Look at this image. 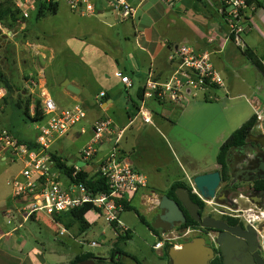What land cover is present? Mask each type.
Returning a JSON list of instances; mask_svg holds the SVG:
<instances>
[{"label": "crops", "instance_id": "obj_1", "mask_svg": "<svg viewBox=\"0 0 264 264\" xmlns=\"http://www.w3.org/2000/svg\"><path fill=\"white\" fill-rule=\"evenodd\" d=\"M125 1L130 3L136 11L135 15L129 19H121L108 0H89L94 12L86 21L81 19L85 15L81 11L69 10L74 14V17H71L73 28L69 35L74 41H89L87 44L89 50L86 56L76 61L78 71H81L83 77L65 80L78 88L79 93L71 96L60 89V95L64 97L67 105H61L59 102L56 104L62 109L69 108L73 104L81 105L87 117L79 128L75 127L69 135L57 139L51 145L50 151L65 161L67 165H72L74 162L80 163L78 154L90 141L95 122L99 119L111 118L115 123V131L103 140L95 159H104L114 147H117L135 169L146 175L147 187L132 195L129 198V204L133 207L136 204L139 205L143 212L137 210L140 214L142 213L148 225V220L144 215L163 214L160 208L161 198L168 194L175 183L191 180L196 175L212 172L218 168L217 159L216 166L211 170H192V172L185 173L181 168V174L170 182H166L165 185L159 184L161 169L158 167L153 169L147 161L152 156L153 144L161 138L167 140L165 130L170 135L176 133L177 130L179 133L199 131L197 126L205 117H198L194 112L199 111L204 105L218 106L221 113L227 116L223 121L227 127L242 117L244 122L241 126L256 114L264 117V76L243 52L244 47L253 50L264 63V0L250 1L246 10L245 32L242 34L243 46L237 45L228 38L219 0H181L174 6L162 0ZM60 6L59 3L58 11L54 16L59 14ZM33 14L34 11L30 15ZM29 17L26 21L18 22L8 30L11 34L16 32V36L18 32L23 33L25 46L27 44L28 48H31L29 57H27L30 62L25 69L26 74L37 82H35L37 86L31 88L32 93L37 94L39 83L46 85L44 68L40 65L39 58H53L56 49L53 48L54 45L45 41V38L52 34L51 32L44 30L43 34L34 36L28 23ZM59 29L61 30L59 34H67L63 28L59 27ZM177 39L200 53H209L216 71L223 80V85L209 86L204 89L187 88L185 99L180 105L148 101L145 108L151 116V122L147 123L140 114L145 81L150 73L158 81H167L173 76L179 64L175 57L178 49L175 45L176 41H179ZM133 44L135 48L132 50L131 45ZM59 49L63 51L62 48ZM173 57L175 58L172 59ZM119 74L131 79V88H127L122 83ZM98 75L104 80V87L95 94L91 101H82L77 95H81L84 91L85 80L91 77L96 79ZM65 81L61 84L62 87L65 86ZM0 88H4L7 94L5 87ZM101 92L106 93L103 99L98 98ZM125 93L128 98L125 97ZM201 93H204L202 95L204 98L196 100ZM133 95H136L137 101L133 100ZM37 96L41 100L51 98L47 89L45 92L38 93ZM212 101L216 103L213 104ZM153 102L162 108L159 113L150 108L153 107L151 105ZM33 108L32 106V110ZM222 129L215 135L219 140V151L223 142L237 130L231 128L226 133V130L224 132ZM37 133V124L31 123V127L25 132L30 137L25 140L36 141ZM68 137L72 142L78 139L83 141V145L75 151L72 163L67 161V146L62 142ZM215 145L216 143L212 144L213 147ZM148 201L151 203V208L146 205ZM19 205L20 203L13 198V194L7 198L0 187V264H61L62 261H58L56 255L50 259L47 257L46 245L37 237L40 234H34L29 225L30 222H39V215L25 221L18 211ZM127 211L121 214V221L123 228L131 231L124 218V213ZM70 213L62 215L63 218L58 217L70 228V231L73 230L71 238L79 245L78 254L69 264L78 255L84 253H91L95 257L108 260L118 241V233L113 225L108 224L114 235L109 240L105 239L104 245H107V248L104 252L97 255L85 252L81 246L86 234L95 228L99 229L101 234L106 231L101 230V221L104 217L94 210L88 212L85 219L89 227L82 230L77 221H72ZM92 246L96 247L99 244ZM154 250L158 251V257L162 256V249L154 248ZM127 258L125 256L124 261Z\"/></svg>", "mask_w": 264, "mask_h": 264}, {"label": "rangeland", "instance_id": "obj_2", "mask_svg": "<svg viewBox=\"0 0 264 264\" xmlns=\"http://www.w3.org/2000/svg\"><path fill=\"white\" fill-rule=\"evenodd\" d=\"M0 1V3H2L5 0ZM59 3L61 6L57 16L49 15L46 19L37 21L36 16L33 14L32 16L30 15L28 23L35 37H37V34H43L44 30L51 32L52 34L48 36L49 39L46 37L45 41L54 45L53 48L56 49L53 58H39L40 65L44 68L46 85L39 83L36 93H41V91L45 92V89H47L55 103L59 102L61 105H67V102H64V97L60 95V89L71 96H74L75 93L69 91L66 86L62 87L61 84L67 78L83 77L81 76V71H78V62L76 61L87 55L89 50L87 44L89 41H74L69 35L73 28L71 17H74V14L69 11L71 9L65 1L61 0ZM2 9L3 7L0 10ZM76 15L78 16L79 14ZM88 17L89 15L85 14L81 19L86 21L89 20ZM9 20V17L6 15L4 19L0 21V71L4 78L8 80L11 87L9 89L6 87L7 85L5 86V84L0 81V87L8 88L6 97L0 101V128L5 129L15 138L28 139L30 135L25 134V132L31 127V122L23 116L22 110L18 108V102L19 100H26L31 95L35 98L38 97L37 94L31 91V88H33L30 85L31 76L26 74L25 69V66L30 62V60H27V57H29L31 48L29 49V45L27 44L25 46L23 33L18 32V36L15 35L16 32L11 34V31L8 30L10 24ZM59 27L63 28L67 34H59L58 32L61 31ZM177 40L179 41H176V48L184 45L183 41L180 39ZM59 48H62L63 51ZM133 48H135L134 44L131 45L132 50ZM103 87L104 80L100 79V75H98L96 79L91 77L85 80V89L82 94L77 95V97L82 101L89 102ZM202 95H204V93H201L200 97L196 100L204 98ZM122 96H124L123 93ZM125 97L128 98L126 93ZM133 100L137 101L136 95H133ZM75 103H77V101H75ZM212 103L215 104L216 101H212ZM75 105L76 104H73L71 107ZM151 105L153 107L150 108H153L157 113L162 110V108L154 102ZM194 114L198 115V117H205L197 126L199 131L194 130L192 132L186 131L179 133V130H177L176 133L170 135L166 133L167 131L165 130L164 132L167 136V140L161 138L153 144L151 148L152 156L148 158L147 164L153 167V169L156 167L161 169L162 174L159 176L161 179L159 184L165 185L166 182H170L182 173L181 168L185 173L192 172V170L214 169L216 166L217 154L219 153V140L215 135L219 133L222 128L224 132L226 130V133L229 132L231 128L238 129L244 122L242 117L232 123V127H227L223 122L224 117L226 119L227 116L223 115L220 108L216 105H204L199 111H195ZM256 116V123L260 125L264 117L260 118L258 114H256ZM84 121L85 119L81 123ZM80 124H78L76 128H79ZM164 140L167 143L164 142ZM62 142L67 146V161L72 163L75 158V151L83 145V141L81 142V139H78L72 142L71 138L68 137ZM215 143L216 145L213 147L212 144L214 145ZM21 166V162L4 163L0 161V187L7 198H10L12 195L8 181H10L21 169ZM192 180L193 178L182 182L191 187L192 192L203 201L198 192L193 188ZM241 200L245 201V199ZM214 203L215 201L211 200L209 205L215 206ZM150 204V201L146 203L148 208H151ZM131 207L143 212L137 204ZM38 215V217H40L39 222H30L29 225L34 231V234H40V236H37L39 237V241L45 243L47 250L45 254L49 259L53 255H56L58 257L57 260L62 261L61 264H69L78 254L79 249V245L75 241L74 243L71 238L73 230L70 231V228L63 224L60 220L63 218L62 216L61 218H56V221H54L45 214L41 213ZM151 215H144L148 220V225H146L140 220L134 210L131 209L124 213V218L131 229V238L120 240L118 245H115L113 253L108 260L116 253V249L120 248L139 261L138 263L127 258L125 259L127 264H170L168 250L172 246H180L182 239H172L176 234L174 231L173 233H169V231L163 232L158 238H155L151 234V231L158 232L159 228L156 224V216ZM252 223L264 227V217H261V219L256 218L255 222ZM101 224V230H106L104 234H101V231L95 228L84 237V242L81 247L85 252H92L97 255L106 250L107 245H104L105 239L109 240L113 237L114 233L105 219L101 221ZM62 229L66 230L65 235H60ZM191 235L192 234L189 236ZM262 235V240H264V228L262 229ZM158 240H164V248L162 249L163 252L161 257H158V251L154 250V245ZM92 242H97L99 246L93 247ZM42 251L44 252V250Z\"/></svg>", "mask_w": 264, "mask_h": 264}, {"label": "built area", "instance_id": "obj_3", "mask_svg": "<svg viewBox=\"0 0 264 264\" xmlns=\"http://www.w3.org/2000/svg\"><path fill=\"white\" fill-rule=\"evenodd\" d=\"M22 16L28 18L36 10L37 0H10ZM60 2L61 0H48ZM72 11H81L91 15L94 8L89 0H63ZM117 11L121 19H129L135 15L134 7L125 0H108ZM174 6L181 0H162ZM221 14L225 20L228 38L237 45L243 46L242 34L245 32L246 10L251 0H219ZM179 64L173 76L167 81H158L150 73L145 81L142 91V104L140 114L145 122H151L147 112L146 102L154 100L160 103L170 102L180 105L185 99L187 88L204 89L212 85H223V80L216 71L210 54L200 53L189 45H181L176 51ZM173 57L172 59H174ZM122 83L127 88L132 87L128 76L119 74ZM36 87L34 80L30 81ZM106 96L105 92L99 94V99ZM6 97V90L0 88V101ZM45 119L37 124V137L35 143L38 149L31 150L22 145L5 129L0 128V161L4 163L21 162V169L8 182L13 198L20 205L18 211L25 221L37 214H45L55 219L85 205L93 207L99 212L106 222L117 225L123 231L121 214L126 210L129 198L147 187L145 174L135 169L126 156L114 147L110 153L101 160H96L103 140L114 133L115 123L111 118L99 119L92 129V137L88 144L79 152L78 159L85 163L83 167L77 162L68 167H73L71 173L60 168V164L50 151L51 145L64 136L69 135L73 129L87 117L85 109L75 105L66 109L59 106L51 99L42 100ZM261 118V117H260ZM61 162H64L61 160ZM84 170L90 177L97 176L108 185V191H95L79 180V174ZM66 230L60 231L64 235ZM97 245V243H92ZM164 240H158L155 249H161Z\"/></svg>", "mask_w": 264, "mask_h": 264}, {"label": "flooded vegetation", "instance_id": "obj_4", "mask_svg": "<svg viewBox=\"0 0 264 264\" xmlns=\"http://www.w3.org/2000/svg\"><path fill=\"white\" fill-rule=\"evenodd\" d=\"M239 141V144L231 146L226 153L227 173L223 165L218 164L216 169L221 174V182L214 199L215 206L209 205L210 201L204 199L202 205L197 204L202 218L212 217L223 221L230 228L239 227L243 234H248L250 240L246 241L227 229L202 227L198 223L193 228H185L190 215L178 201L176 192L175 197H169L179 203L186 221L185 223L175 221L170 224L159 219V214L156 215L159 231H151L155 238L167 231L169 233L174 231L176 234L172 239H182L181 245L199 238L203 241V248L211 253L207 260L208 264H225V256L217 240L221 235L227 234L245 244L240 247V256H237V261L249 260L255 264H259V261L264 263V240H262L264 227L252 223L256 218L264 217V119L260 125L256 124L247 131ZM190 234L192 235L189 236ZM127 257L139 263L135 257L130 255ZM96 261L103 264H115L118 258H111L108 262L107 260Z\"/></svg>", "mask_w": 264, "mask_h": 264}, {"label": "trees", "instance_id": "obj_5", "mask_svg": "<svg viewBox=\"0 0 264 264\" xmlns=\"http://www.w3.org/2000/svg\"><path fill=\"white\" fill-rule=\"evenodd\" d=\"M1 2V1H0ZM3 7L2 10H0V21L4 19V16L9 17V29H11L13 26H15L18 22H24L26 21V17L22 16L20 11L14 7V5L11 3L10 0H5L2 3H0V9ZM59 3L58 2H53V1H48V0H37V6L36 10L34 11V15L36 16L37 20H40L42 18H45L49 15H55L58 11ZM244 54L248 57V59L255 65V67L261 72V74L264 76V63L262 60L256 55V53L247 48H243ZM0 81L5 84L6 87L9 89L11 88L9 85V82L7 79L4 78L0 71ZM215 86V85H212ZM211 86V87H212ZM7 88V89H8ZM5 98V97H4ZM24 104V106H23ZM34 105V108L32 110V106ZM18 108L22 110L23 116L27 119L30 120L31 123H39L45 119V115L43 112L42 108V100L40 97H33L32 95L28 97L26 100H19L18 102ZM256 118L257 116L254 115L252 116L246 123H244L239 129L234 131L232 135L223 143V145L220 148L218 157H217V162L220 165H223V167L226 170V153L228 149L236 144H239V140L243 137V135L251 130L257 123H256ZM18 142L22 145L27 146L31 150H36L38 149V145L35 143V141H30V140H23V139H18ZM54 158L57 160V162L60 164V168H62L65 172L68 174L73 172L74 168L73 167H68L67 163L61 162V158L57 157V155L53 154ZM227 173V170H226ZM79 180L83 181L87 187L97 191H108V185H106V182L103 179L97 178V176H92L90 177L89 173L82 170L81 173L79 174ZM179 187H184L186 188L190 193H191V198L193 201L196 203L202 205L203 202L202 200L192 192V188L189 187L186 183L183 182H177L175 183L171 189L168 192V196L175 197V192ZM126 210H134L135 213L138 215L140 220L146 224V220L144 217L139 213V211L135 208H132L129 204V202H126ZM94 210L93 207L85 205L80 208H76L71 211L70 216H72V221H77L81 227L82 230H86L89 227V223L85 219V215ZM197 223L190 217L188 216V221L185 224V227H194L196 226ZM69 226V225H68ZM114 229L118 233V241L115 244L116 246L118 245L120 240L123 239H129L131 238V231H123L121 228H119L117 225H113ZM118 254V255H116ZM129 256L127 253L122 251L120 248L116 249V253L113 255L112 259L118 258V261L115 262V264H127L124 261V257ZM88 259H96L101 262L105 261V259L95 257L91 253H84L78 255L70 264H79L82 261L88 260Z\"/></svg>", "mask_w": 264, "mask_h": 264}, {"label": "water", "instance_id": "obj_6", "mask_svg": "<svg viewBox=\"0 0 264 264\" xmlns=\"http://www.w3.org/2000/svg\"><path fill=\"white\" fill-rule=\"evenodd\" d=\"M64 85L73 93H79V89L65 81ZM85 163H78L79 166H83ZM221 182V174L218 170L199 174L193 177L192 184L195 191L199 196L206 200L211 201L216 198L217 189ZM176 197L182 204L183 208L188 211L190 217L202 227H211L217 229H227L233 234L239 235L246 241L250 240L248 234H243L239 227L230 228L223 221L217 220L212 217L202 218L199 214V205L195 203L191 198V193L184 187H179L176 191ZM160 208L163 210V214L159 216V219L173 223L175 221L185 223L186 219L183 214V210L179 203L170 198L167 195H163L160 201ZM218 244L221 246L223 254L225 256V264H255L253 261H237V256H240V247L245 244L237 238L223 234L218 240ZM235 251L237 252L235 254ZM210 251L203 248V241L199 238H195L191 242H186L180 246H172L168 250V256L171 264H208L207 260L210 255ZM79 264H103L97 263L96 259H88L80 262ZM259 264H264L259 261Z\"/></svg>", "mask_w": 264, "mask_h": 264}]
</instances>
